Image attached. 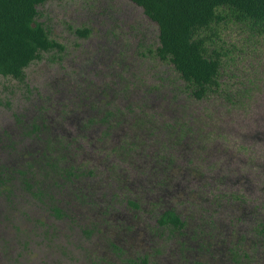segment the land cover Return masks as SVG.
<instances>
[{
    "label": "rangeland",
    "instance_id": "obj_1",
    "mask_svg": "<svg viewBox=\"0 0 264 264\" xmlns=\"http://www.w3.org/2000/svg\"><path fill=\"white\" fill-rule=\"evenodd\" d=\"M38 10L65 50L0 81V264H264V37L228 24L196 100L134 3Z\"/></svg>",
    "mask_w": 264,
    "mask_h": 264
},
{
    "label": "trees",
    "instance_id": "obj_2",
    "mask_svg": "<svg viewBox=\"0 0 264 264\" xmlns=\"http://www.w3.org/2000/svg\"><path fill=\"white\" fill-rule=\"evenodd\" d=\"M50 1L61 0H0V81L7 79L20 85L25 81L26 70L44 54L64 52L65 46L51 38L52 27L48 20L40 21L38 8ZM128 1L141 8L156 24L158 42L154 55L174 67L196 100L210 93L221 94V71L226 61L234 58V51H226L222 37L228 24L246 28L253 37H264V0ZM76 33L85 37L89 30ZM34 128L36 133L39 129ZM28 156L35 155L29 153ZM22 182L24 190L33 188L26 180ZM42 194L39 189L35 196ZM56 217H60L58 212ZM156 223L171 233L184 227L173 208L160 214Z\"/></svg>",
    "mask_w": 264,
    "mask_h": 264
},
{
    "label": "flooded vegetation",
    "instance_id": "obj_3",
    "mask_svg": "<svg viewBox=\"0 0 264 264\" xmlns=\"http://www.w3.org/2000/svg\"><path fill=\"white\" fill-rule=\"evenodd\" d=\"M204 250H205V251H208L206 248H204ZM162 259H164V260H165V257H163V256H162Z\"/></svg>",
    "mask_w": 264,
    "mask_h": 264
}]
</instances>
